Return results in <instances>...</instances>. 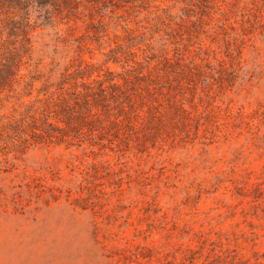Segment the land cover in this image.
<instances>
[{
    "label": "rangeland",
    "instance_id": "obj_1",
    "mask_svg": "<svg viewBox=\"0 0 264 264\" xmlns=\"http://www.w3.org/2000/svg\"><path fill=\"white\" fill-rule=\"evenodd\" d=\"M77 15L32 32V94H0V264H264V0H81ZM146 44L192 79L170 103L198 131L175 113L145 147H18L10 125L43 83L80 61L120 75L106 55Z\"/></svg>",
    "mask_w": 264,
    "mask_h": 264
},
{
    "label": "trees",
    "instance_id": "obj_2",
    "mask_svg": "<svg viewBox=\"0 0 264 264\" xmlns=\"http://www.w3.org/2000/svg\"><path fill=\"white\" fill-rule=\"evenodd\" d=\"M80 4L81 0H0V36H5L0 53V94L16 95L23 82L21 69L31 61L32 32L64 19L78 20ZM102 36L95 30L92 40L100 42ZM134 39L129 37L127 42ZM128 45L126 51L119 48L106 55V63L126 68L120 75L108 69L100 76L97 69L88 64L82 67L84 62L80 61L73 73L65 69L55 85L43 83L34 100L37 107L26 109L10 125L18 147L96 139L110 144L118 141L126 148L145 147L148 141L154 143L163 135L169 136L167 124L175 113L183 128L194 121L198 131L199 121L175 101L170 103L183 90L182 82H192L183 78L180 64H173L168 57L160 59L151 53L149 44L145 49L136 45L137 52H131ZM138 53L144 55L142 59H137ZM39 80L30 76L23 82L26 96L32 94Z\"/></svg>",
    "mask_w": 264,
    "mask_h": 264
}]
</instances>
